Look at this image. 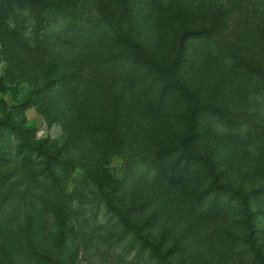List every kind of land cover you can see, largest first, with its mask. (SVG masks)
Segmentation results:
<instances>
[{"label": "trees", "instance_id": "16d2710c", "mask_svg": "<svg viewBox=\"0 0 264 264\" xmlns=\"http://www.w3.org/2000/svg\"><path fill=\"white\" fill-rule=\"evenodd\" d=\"M255 15L264 19V0H0V22L10 25L12 33L40 51L50 65L54 58L46 53L58 43L80 52L69 63L76 70L65 66L66 74L60 80L44 77L40 86L46 93L62 90V145L42 148L29 138L28 130L18 124L8 126L24 141L21 149L30 155L25 162L33 164L32 155L40 160L35 192L14 189L0 199V253L6 261L8 252H13L26 255L33 264L53 263L51 254L37 246L39 217L55 216L56 231L50 241L63 251L72 248L75 233L69 211L75 201L78 208L92 202L93 214L103 207L116 220L118 233L113 239L141 243L140 252L150 250L141 240L147 223L137 219L146 206L135 204L121 183L108 188L99 179L105 159L88 157L85 152L94 149L93 135L102 136L101 147L109 153L118 147L128 153L143 151L146 140L141 128L165 116L180 131L162 148L148 149L160 170L157 177L177 186L202 175L208 186L200 197L225 196L238 201L245 227L254 232L251 201L255 193L228 187L215 147L202 148L199 143L214 135L264 162V31L248 30L256 24L250 20ZM148 27L157 32L151 40L143 33ZM170 30L179 35L167 57L157 44ZM194 42H198L196 48ZM240 43L248 45L247 50ZM87 57L91 63L84 60ZM212 68L238 90L242 109L237 115L204 90ZM41 99L53 103L49 97ZM78 128H85L86 133L79 136ZM76 153L82 155L79 161ZM79 168L87 185L98 189L92 198L83 193L81 185L68 188ZM10 181L8 176L0 177V192L6 191ZM255 261L264 264L259 249Z\"/></svg>", "mask_w": 264, "mask_h": 264}, {"label": "rangeland", "instance_id": "374dc122", "mask_svg": "<svg viewBox=\"0 0 264 264\" xmlns=\"http://www.w3.org/2000/svg\"><path fill=\"white\" fill-rule=\"evenodd\" d=\"M138 9L136 7L137 12L140 11ZM236 19L241 20L242 17L237 16ZM250 20L256 24L249 26L248 30L264 31V19L255 15ZM240 25L243 26V20ZM143 33L151 40L157 32L148 27ZM236 33L239 35L241 32ZM178 35L172 30L164 35L161 43L157 44L159 51L163 54L165 51V55L171 57ZM193 46L196 48L198 42H194ZM247 46L240 43L244 51ZM32 48L12 33L10 25L0 22V177L8 176L11 180L6 191L0 192V199L14 189L23 192L31 190V193L37 190L34 178L38 170L36 163L40 159L32 155L34 163L25 162L30 155L21 149L24 143L22 137L8 129L10 124H18L23 130H28L29 138L42 148L51 144L61 146L65 140L59 119L62 90L56 88L46 93L40 86L44 77L52 81L60 80L66 74L65 66H70V71L76 70L69 63L79 58L80 52L58 43L46 53L54 58L50 65L40 51ZM84 60L92 62L88 57ZM208 72L204 90L237 115L242 109L238 90L231 87L229 81L226 84L220 72L213 68L212 73ZM34 85L39 88H34ZM46 97L51 98L53 103L41 99ZM141 129V136L146 140L142 145L143 151L128 153L125 148L118 147L109 153L101 147L102 136L93 135L94 149L86 151L85 155L105 159L104 171L99 179L107 182L108 188L113 189L121 183L135 198V204L146 206V211L137 219L140 223H147L141 240L147 242L150 250L140 252L141 243L130 245L129 240L113 239L118 233L114 230L116 220L103 207L93 214L90 209L92 202L78 208L76 201L69 211L70 227H74L76 234L71 238L72 248L63 251L50 241V235L56 231V218L52 215L37 219L38 249L46 255L51 254L52 264H257V249L261 251L264 262V189H260L264 188V162L238 151L214 135L205 137L199 143L202 148L208 144L215 147L222 177L228 187H243L255 193L251 201L255 229L250 232L245 227L238 201L225 196L215 199L213 195L200 197L208 186L202 175H195L177 186H170L157 177L160 170L148 149L159 145L162 148L167 144H161L175 140L180 128L172 119L168 120L166 116L156 118ZM85 131V128H78L77 133L81 132V136ZM81 156V153H76L78 161ZM145 159L148 161L145 162ZM195 168L198 170L196 165ZM79 185L89 198L98 193L96 186L87 185L80 168L73 174L68 188L73 190ZM210 204L218 207L211 208ZM149 217L151 221L147 220ZM8 253V262L0 253V264H33L26 255L19 257L13 252Z\"/></svg>", "mask_w": 264, "mask_h": 264}]
</instances>
